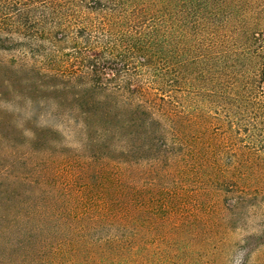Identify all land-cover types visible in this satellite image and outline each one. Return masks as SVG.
Listing matches in <instances>:
<instances>
[{
	"label": "trees",
	"instance_id": "trees-1",
	"mask_svg": "<svg viewBox=\"0 0 264 264\" xmlns=\"http://www.w3.org/2000/svg\"><path fill=\"white\" fill-rule=\"evenodd\" d=\"M237 253L264 264V0H0V264Z\"/></svg>",
	"mask_w": 264,
	"mask_h": 264
},
{
	"label": "rangeland",
	"instance_id": "rangeland-1",
	"mask_svg": "<svg viewBox=\"0 0 264 264\" xmlns=\"http://www.w3.org/2000/svg\"><path fill=\"white\" fill-rule=\"evenodd\" d=\"M7 105V104H6ZM10 111H13L14 113H19L21 110L18 108H11V106L7 105L6 106ZM21 116H23V113H19ZM238 253L232 258L231 264H239V258H238ZM31 264H122L118 262H109V261H104V260H96L90 257H80V258H73V259H61V260H41L37 261ZM150 264H169L163 261H156L155 263H150ZM175 264V263H172Z\"/></svg>",
	"mask_w": 264,
	"mask_h": 264
}]
</instances>
